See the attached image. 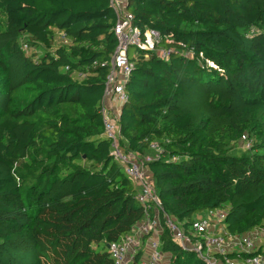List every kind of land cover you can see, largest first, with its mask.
<instances>
[{
    "label": "trees",
    "instance_id": "1",
    "mask_svg": "<svg viewBox=\"0 0 264 264\" xmlns=\"http://www.w3.org/2000/svg\"><path fill=\"white\" fill-rule=\"evenodd\" d=\"M125 7L135 26L159 32L168 55L130 59L119 148L141 162L151 145L160 149L143 167L183 231L217 209L230 235L263 228L264 0ZM114 24L110 0H0V119L13 122L0 136V264H114L107 246L155 215L136 200L103 133ZM242 137L250 149L231 154ZM160 224L168 264H206L173 243L162 214ZM258 255L264 241L255 254L226 258Z\"/></svg>",
    "mask_w": 264,
    "mask_h": 264
},
{
    "label": "built area",
    "instance_id": "2",
    "mask_svg": "<svg viewBox=\"0 0 264 264\" xmlns=\"http://www.w3.org/2000/svg\"><path fill=\"white\" fill-rule=\"evenodd\" d=\"M126 0H110V7L115 15L112 32L116 38V48L109 59V74L104 83L103 100L99 111L103 125V133L110 141L111 157L124 170L132 184L138 188L136 200L145 209L154 208V217L146 218L134 232L119 244L107 246L114 264H168L160 251L161 224L169 232L175 245L182 250H189L206 264H264L263 256H252L237 263L226 258L229 253L255 254L264 241V227L242 236L228 234L224 229L225 212L221 209L207 210L195 219L187 232L183 231L163 211L151 178L143 164L157 159L160 149L151 145L154 157H145L141 162L131 154H124L119 148V129L117 125L118 110L114 111L113 103L127 100L124 85L131 74L133 64L128 57L130 48L136 53L156 54L166 59L168 52L158 48L161 36L156 30H141L133 24V16L126 10ZM26 49V46H23ZM210 67L215 68L212 63ZM117 113V114H116ZM245 150L250 149L251 142L242 137ZM147 242V254L135 259L137 247L141 240ZM167 262V263H165Z\"/></svg>",
    "mask_w": 264,
    "mask_h": 264
},
{
    "label": "rangeland",
    "instance_id": "3",
    "mask_svg": "<svg viewBox=\"0 0 264 264\" xmlns=\"http://www.w3.org/2000/svg\"><path fill=\"white\" fill-rule=\"evenodd\" d=\"M135 55H136V50L134 48H130L129 51H128L129 59L133 58ZM28 94H29V90L26 89V88L25 89H21V90H19L18 92L15 93L14 100H15V102H16L18 107H23L28 102V100H29V95ZM112 108L114 109L115 112H117V110L119 108L121 109V107L119 106L118 102L117 103H113ZM117 113H119V110H118ZM12 123L13 122L11 121L10 118L2 117L0 119V136L12 126ZM236 152L240 153V154H243L244 152H247L245 150V148H244V144L238 143L236 146H234V148L231 151V154H234ZM149 156L150 157H154V154H150ZM142 245L139 248V250H140L139 254H141V255L142 254H147V252H148V250H146L147 247H148L147 242L146 243L144 242V244H142ZM165 259H166V257H165ZM165 263H167V262H165Z\"/></svg>",
    "mask_w": 264,
    "mask_h": 264
},
{
    "label": "crops",
    "instance_id": "4",
    "mask_svg": "<svg viewBox=\"0 0 264 264\" xmlns=\"http://www.w3.org/2000/svg\"><path fill=\"white\" fill-rule=\"evenodd\" d=\"M140 257H143L142 255Z\"/></svg>",
    "mask_w": 264,
    "mask_h": 264
}]
</instances>
